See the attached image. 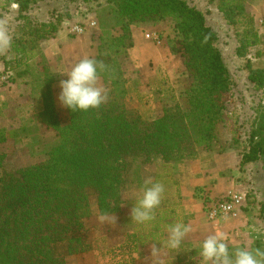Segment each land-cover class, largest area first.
Segmentation results:
<instances>
[{
    "label": "trees",
    "instance_id": "trees-1",
    "mask_svg": "<svg viewBox=\"0 0 264 264\" xmlns=\"http://www.w3.org/2000/svg\"><path fill=\"white\" fill-rule=\"evenodd\" d=\"M12 1L21 13L44 0ZM250 1L219 0L216 6L227 24L242 28L241 35L236 34V55L240 57L262 44L254 17L246 11ZM105 2L109 21H100L93 58L103 65L102 70L98 68V78L107 84V98L99 108L76 112L66 108L67 118L58 117L52 95L54 77L37 47L42 40L56 37L58 19L33 24L28 38H15L10 43V58L4 62L7 79L12 82L28 75L24 84L37 90V118L54 132V139L44 142L43 134L31 126L0 129V145L12 140L33 159L26 166L2 169L0 175V264H65L67 256L94 248L84 223L91 214L92 201L100 215H109L121 211V193L126 189L143 191L151 183H160L164 192L153 210L157 220H151L149 234L145 240L142 234L137 240L126 234L144 249L146 239L158 234L160 224L168 227L176 222L173 214L182 203L184 166L198 159L197 148L206 147L222 155L237 143L236 139L223 145L217 138V128L224 122L225 98L233 82L216 47L218 37L206 24L204 14L185 0ZM163 20L174 23L181 36L188 74L174 104L165 106L160 118L145 124L138 113L126 107L127 80L120 58L133 46L132 24ZM113 30L118 34L113 35ZM248 80L261 92L263 101L240 164H264V69L250 70ZM23 140L27 141L25 145L21 144ZM36 155L42 157L34 160ZM5 157L6 152L0 150V168H4ZM147 172L150 178H146ZM117 228L125 232L128 223ZM138 228H144L143 224ZM199 247L185 245L178 251L171 250L169 264H202ZM257 247L255 242L250 251Z\"/></svg>",
    "mask_w": 264,
    "mask_h": 264
},
{
    "label": "rangeland",
    "instance_id": "rangeland-1",
    "mask_svg": "<svg viewBox=\"0 0 264 264\" xmlns=\"http://www.w3.org/2000/svg\"><path fill=\"white\" fill-rule=\"evenodd\" d=\"M185 1L190 6L200 10L205 16L206 24L215 31L218 37L216 47L220 50L223 62L232 78L233 86H231L228 97L225 98V106L222 112L224 122L219 124L217 128V138L223 145L232 144L233 140L237 139V143L232 144V151L238 158L248 149V137L254 125V118L257 109H259L258 106H260L263 101L261 92L249 82L248 74L250 70L264 69V0H252L250 1L251 3L249 2L246 5V11L254 17V26L258 35L262 38V44L258 47L250 48L246 55L241 57L236 55V48L238 46L236 34L241 35L242 28L238 25L231 26L227 24L222 13L216 7L219 0ZM233 7L234 6L231 5V8ZM107 11H109V6L106 4L105 0H63L57 7L52 9H47L44 6L41 7L40 2H38L37 4L31 5L29 10L19 13L17 6L12 0H0V33L5 34L9 38L7 46L0 44V129L11 130L19 129L22 126H31V128H36L39 133L43 134L42 140L44 142L54 139V132L47 129L37 118V90L32 91L30 84H24L28 75H22L12 82H9L7 79L4 62L10 58V43H12L15 38H28L27 32L31 25L54 22L58 19L60 30L63 29L62 25L64 22H69L66 29L69 30L70 37L80 36L89 29L94 30L96 32L95 43L97 48L100 36V21L103 24H108L109 21ZM28 22H30V24ZM91 23H93V25ZM74 26H80L83 31L79 34L74 33ZM132 26L139 27L144 35L145 33L157 34L161 39L160 45H155L152 41L145 39V41L153 44L154 48L162 49L163 53H161L159 57L162 56L163 60L160 58L157 61H146V67L143 69L144 71L134 69L128 55L120 58L123 77L127 80L128 95L125 101L126 107L131 113H138V107H140L144 113L146 111L148 115L144 114V117L138 114L145 124H149L154 121L153 119L157 117V114L161 117L163 115V108L165 106H172L176 101L177 95L184 90L188 74L185 64L188 62V59L180 44L181 36L175 29L174 23L170 20H163L155 23H137L132 24L131 27ZM112 34L117 35L118 31L113 30ZM55 38L56 37L50 36L42 40L37 47L41 51L40 53L45 65L49 67L54 77L52 95L58 117L65 120L67 118V110L65 107L62 108V105L54 97V83L60 75L66 73L70 69L67 68L66 70L61 66L62 63L58 56L53 58L55 59L54 61H48V53H46L47 48L53 43ZM154 48L148 50V54L146 55L150 54V56H152V53L156 50ZM142 79H145V86L143 89H140V93H138L139 96L137 98L140 99L139 102L135 103L131 94L138 90ZM26 143L27 141L23 140L21 144L25 145ZM19 145L20 144H15L12 140L0 145V150L6 152L4 168H0V175L2 174V169H11L15 166H26L33 161L29 153L23 151L18 147ZM196 153L198 159L201 156L206 160L212 159L217 155L214 152L211 153L206 147L197 148ZM41 157L40 155H36L34 160ZM192 161L194 160L187 161L185 166ZM149 175L150 174L147 172L146 178H150ZM238 180L239 178L234 176V181L236 182ZM232 189L234 190L235 187ZM90 217H92V214L85 219L84 223L90 230L93 243L92 223L89 221L90 224H88V219ZM262 230L263 229H261V231ZM256 242L258 247L255 248V250L264 252V234L260 235L259 239H256ZM248 246L249 245H227L230 253L234 252L236 249H246L249 251L253 249ZM152 251H154V249ZM155 251L158 252L148 251L145 253V255L149 256L152 260L149 264L160 263L163 258V264H166L165 262H168V254L164 253V251L160 252V250ZM166 256L167 259L165 258Z\"/></svg>",
    "mask_w": 264,
    "mask_h": 264
},
{
    "label": "crops",
    "instance_id": "crops-1",
    "mask_svg": "<svg viewBox=\"0 0 264 264\" xmlns=\"http://www.w3.org/2000/svg\"><path fill=\"white\" fill-rule=\"evenodd\" d=\"M61 1L63 0H44L40 2V5L52 9L57 7ZM68 24L67 21L63 23V29L56 34V38L46 52L48 53V61H54L53 58L58 56L62 63L61 66L66 70L67 68L71 69L81 59H93L96 55V32L89 29L80 36L70 37L69 30L66 29ZM131 36L133 46L128 50V58L134 69L144 71L146 61H157L162 58V56L159 57L163 53L162 49H156L153 44L145 41V35L139 27H131ZM151 48L156 49L152 53L153 55H146ZM61 79H66V77L60 75L54 83V97L56 100H58L57 97L60 91L58 84ZM140 83L138 90L131 94L135 103L140 100L137 97L140 89L145 86V79H142ZM106 85L101 78H98L97 87L105 90ZM137 109L141 116L148 115L140 107ZM159 117V114H157V117L153 120ZM240 161L241 155L237 158L234 152L231 151L216 155L208 160L200 156L199 159L189 162L185 166V176L180 182L182 203L173 214L176 218L174 224L180 223L189 229L183 238L182 246L198 247L207 236L219 235L224 237L226 245H249L248 247L252 248L256 239L264 234V164L258 161L241 165ZM234 176L239 180L235 182ZM234 187L235 192L245 195L244 202L239 207L236 218L208 219L206 211L209 204L225 196ZM141 193L142 190L136 187L123 191L121 193L123 211L121 209V211L109 215H100L96 202L92 201L90 203L92 217L88 219V224L92 223L94 248L88 252L67 256L65 264H149L152 260L145 255L146 252L156 253L158 251L155 250H160V252L170 253L172 249L167 246V227L162 226V224L159 225V231H157L158 234L155 237L150 235L146 239L145 246L149 245L148 247L142 249V244L136 241L140 234L145 235L143 237L145 240L152 224L151 221L137 223L131 219L130 209ZM154 220L157 219L154 218L152 221ZM123 222H127L129 227L125 232L117 228ZM142 224L144 228H138ZM131 228H138V230L133 231ZM260 228L263 230L261 231ZM127 233L130 237L134 235L136 240L129 239ZM153 249L154 251H152ZM165 258L167 259V256ZM167 260L166 264L172 262L169 257ZM163 262L164 258L161 259L160 264H163Z\"/></svg>",
    "mask_w": 264,
    "mask_h": 264
},
{
    "label": "clouds",
    "instance_id": "clouds-1",
    "mask_svg": "<svg viewBox=\"0 0 264 264\" xmlns=\"http://www.w3.org/2000/svg\"><path fill=\"white\" fill-rule=\"evenodd\" d=\"M9 38L0 33V44L7 46ZM98 68L103 65L94 59L84 58L73 65L69 71L62 74L66 79L59 81V103L71 112L87 111L99 108L106 100L107 93L97 87ZM164 187L160 183H151L143 189L136 203L130 209L131 219L137 223L151 221L153 210L161 202ZM189 231L188 227L177 223L167 227V246L172 250H179L183 238ZM199 256L202 264H264V252L236 249L230 253L224 243V237L209 235L200 244Z\"/></svg>",
    "mask_w": 264,
    "mask_h": 264
},
{
    "label": "built area",
    "instance_id": "built-area-1",
    "mask_svg": "<svg viewBox=\"0 0 264 264\" xmlns=\"http://www.w3.org/2000/svg\"><path fill=\"white\" fill-rule=\"evenodd\" d=\"M93 25V23H91ZM83 29L80 26H74V33H81ZM145 39L152 41L155 45H160L161 39L157 34L145 33ZM4 79V77H3ZM245 195L229 190L226 195L216 201H213L207 207L206 215L210 220L236 218L238 209L244 202Z\"/></svg>",
    "mask_w": 264,
    "mask_h": 264
}]
</instances>
